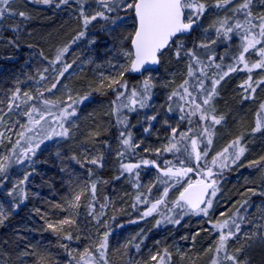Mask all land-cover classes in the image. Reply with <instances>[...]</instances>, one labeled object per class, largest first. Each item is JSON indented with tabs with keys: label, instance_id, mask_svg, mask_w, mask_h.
<instances>
[{
	"label": "trees",
	"instance_id": "trees-1",
	"mask_svg": "<svg viewBox=\"0 0 264 264\" xmlns=\"http://www.w3.org/2000/svg\"><path fill=\"white\" fill-rule=\"evenodd\" d=\"M78 1L83 2V0H69L67 4L60 3V0H52L50 4H43L39 1L37 4L29 2V7L24 10L26 17L19 16L12 24L13 29L6 27L0 30V116L4 117L2 123H5V126L10 125L13 118L12 113L9 114V104L12 103L13 93L17 89L22 91L26 81L31 86L29 88L31 92L32 88H36L28 112L35 106L39 109L37 115L39 117L41 113L44 115L42 121L45 123L49 118L48 111L59 112L69 104L75 108V115L69 117L64 123V127L69 129L68 136L55 137L45 143L34 155L32 152L24 155L22 145L26 142V138H31L30 132L24 128V137L21 140L17 139L21 142L17 144L15 140L12 147H9V160L5 161L8 167L4 177H0V180L12 187L10 191L0 192V195L4 196L10 205L6 212L7 219L0 224V264H84L80 259V254L85 248L95 251L96 245L105 232L109 233L106 250L107 264H150L154 253L162 251L161 255H166L165 249L169 247L167 239L164 238V230H167L164 229V222L159 220L160 223L157 224V220L154 222L143 216L146 207L136 206L138 203L136 197L141 193L136 195L131 192L145 178L146 174L140 176L142 172L154 170L157 175L160 174V167L156 165L160 166L163 154L157 151V145L153 147L151 145L154 143L149 144L153 141L154 135H157L156 127L149 126V123L144 120L141 123L139 119L130 116L131 114L126 115V120L130 125L138 124L133 130V136L135 135L140 146L135 150L134 155L126 149L120 152L122 136H119L118 124L114 122L112 113L107 108L109 103L115 102L118 91L145 92L141 82L142 77H137L131 71L125 72L122 78V81L127 82L126 90L119 89L118 86L113 88L106 86L109 83L106 77L121 79L118 73L130 67V57L125 59L117 51L113 53L106 51L105 41L115 20L126 16L134 18L133 11L123 10L122 7L116 8L113 12L105 10L108 19L98 17L85 28L83 17L78 15V18H74L75 15L72 13ZM200 2L206 5L204 12L210 11L217 3L216 0H200ZM240 15L245 16L244 13ZM135 28L134 23L129 32V38L123 46L128 53L131 51L130 43ZM197 31L198 28L190 36L177 37L168 49L182 41L185 46L184 53L191 50L198 58H213L209 53L213 49L207 50L200 45ZM80 32H84L85 35L76 39ZM89 37L94 40L89 42L85 48L80 49ZM216 40L218 41H215L214 51L217 61L223 60L218 69L219 74H222L225 66L238 55L226 57V51L218 50L222 47L218 46L220 38ZM226 42L225 38L224 43ZM65 47L68 49L67 52L63 54L60 61L53 63L57 53ZM165 52L166 50L161 53L159 68L150 73L176 75L180 72L176 62L165 68ZM190 56L193 58L191 54H187V57ZM35 58L39 60L35 61ZM10 59L12 62H9ZM79 61L86 62L85 67L80 71L70 77L67 74L64 76L65 73L63 76L59 75V72L63 71L66 66L73 67L74 63ZM28 62H30L29 68ZM235 64L236 62L232 66ZM259 70L260 74L256 82L264 79V69ZM19 74L27 75L25 82L18 77ZM41 75L45 77L43 80L40 79ZM218 75L213 76L212 79H216ZM102 81L104 87H101ZM244 81L245 78L241 75L224 78L218 85L220 87L224 83L221 90L224 98H218L215 105L219 117H224L223 131L224 129L227 131L228 141L238 138L246 141L251 132L246 128H252L253 132L257 121H260L261 129L253 132L256 135L251 142L252 146L254 143L253 151L250 150V155H252L250 157L259 160L264 156V110L261 109V105L264 104V83L258 86L263 90L255 98L258 102L252 104L249 95L244 93L245 88L240 87ZM3 82H6L5 85ZM167 82L169 87L165 86V88L173 97L169 106L170 115L173 118L177 115L175 111L177 107L173 106L176 103V95L173 93H176L182 84L177 85L174 90L172 88L174 84H170L168 80ZM53 83L57 85L51 90L53 92L51 94L46 89L50 88ZM59 85H62L65 91H69V94L59 90ZM42 89L45 90L43 96L40 97L39 94L42 92L39 91ZM146 93H149V89ZM85 96L86 99L80 100ZM44 100L52 103L45 105ZM73 100H80V102L73 104ZM17 103L18 99L12 103V108ZM132 105L134 104H130ZM190 108L183 115L185 120L181 127H184L183 124L187 125L189 116H192ZM205 125L206 122L203 127ZM140 127L148 134L144 140L137 136L136 130ZM210 127H206L207 132ZM203 131L205 139V129ZM34 135L40 137L42 133L37 130ZM175 136L176 133L173 137ZM203 143L202 151H199L201 159L206 158L204 153L210 148L205 140ZM184 147L189 155L185 153ZM113 148L118 150L116 156L108 154ZM180 148L183 153L177 156L179 162L186 165L189 163L191 167V146L186 143ZM140 155H144L148 161H155V164L140 166L126 175L119 173L121 165L137 164L136 160ZM100 157L103 158L102 167L90 163L93 158ZM17 160L20 163H16ZM260 165L264 167V161ZM225 174H229L228 171ZM25 176H27L26 180ZM12 178L18 179L16 185H12L9 181ZM189 178L195 181L204 176L199 178L192 174ZM242 178H246V173H241L238 177L231 176L230 187H232L231 192L235 199L244 196V184L240 181ZM160 179L150 181V194L147 200L154 202L160 199L165 189ZM20 181L24 183L20 184ZM93 184H95V198L92 192ZM17 185L19 187H16ZM14 188H16L15 191H13ZM20 188H23L26 193V199H21L17 195ZM76 195H80V200L78 206L74 207L69 202L74 201ZM172 207L162 205V214L168 211L173 216L172 220L179 219L181 222V210ZM65 219L72 222L60 225L59 221ZM49 223L53 224L54 228H49ZM177 224L171 222L170 227L179 226ZM182 231L186 233L187 238L199 231L198 235H194L197 236L195 244L183 242L179 248L181 250L174 249L169 252L173 258L168 264H207L210 259L205 257L204 241L208 235L206 231L203 228H182ZM176 234L181 236L184 233L178 230ZM69 236L71 239L68 238ZM201 257L203 258L200 260Z\"/></svg>",
	"mask_w": 264,
	"mask_h": 264
},
{
	"label": "rangeland",
	"instance_id": "rangeland-1",
	"mask_svg": "<svg viewBox=\"0 0 264 264\" xmlns=\"http://www.w3.org/2000/svg\"><path fill=\"white\" fill-rule=\"evenodd\" d=\"M39 0H14V3L10 5L15 12L12 14H7L3 19H0V30L2 28L12 27V24L14 21H16L19 17V15L15 14L16 12H25L24 10L29 7V2L36 3ZM217 2V0H216ZM241 3H243V0H232V3L223 7H213L208 12H203L202 15H193L192 18L196 17V20L199 23L198 26V33L197 36L200 40V45H206L207 50L213 49V51L209 52L211 53V56L213 58L209 59H202L199 58V63L196 62V59L193 57H187V55L181 51V55L177 57L175 55V52L177 50V45L182 43L183 49L185 48L184 43L182 41H179L174 45L173 48L166 50L165 52V68L168 67L169 64H172L173 62L177 63V66L179 67L180 72L176 75L165 73V75H161V73H150L148 72L142 77V83L144 85V82L147 80L149 82V93L146 92H139L138 95L132 99L135 100H142L145 96L148 97V99L145 101L146 106L144 108L139 107V103H135L134 105L130 107H125L124 105H130L132 103V99H129L131 97L132 91L125 92L124 95L120 96L118 98V94L116 96L115 102L109 103L107 108L109 112L112 113V118H114V122L118 124V133L121 137V133H124L125 135L121 137V143L119 148H121L119 151L122 152V150H130L132 155H134L135 150L139 148L140 143L138 140L135 139V135L133 136V130H135V127L137 125H130L129 121H125V123L121 124L120 121L125 119L126 115L131 114L130 116H133L136 119H139V121L142 123L144 122L149 123V126L156 127L157 135H154V139L152 142H149V144L154 143L153 147H156L157 151H161L162 161L160 163V174H156L154 170L152 171H144L140 174H146L145 178L140 181L136 188L132 189V194H140L138 195L140 199L138 200V203H136V206H145V211L151 206L152 203L151 200H147L149 194H150V181L157 180L161 178L162 181H167V184L163 183L165 185V188H168V194L166 197H163V193L160 196V198L163 197L164 203L158 205L156 211H154L151 215L146 216L148 220H152L155 222V220L161 222H164L165 228L167 230L165 231L164 238L167 239V244L169 245L167 252H172L174 249H179L183 242H193L192 244H195L196 237L194 235H198V232H194L190 235V239L186 237V233L182 231V228H203L207 235V239H205V257L206 259H210L207 264H212V259L216 258L220 260V264H231L230 261H225L223 259L225 252H221L220 255L217 257L216 253L214 251L216 242L218 240V236L220 234L218 229L213 228V224L216 221H223L228 218H234L236 220V223L240 225V231L236 233V235L228 241L227 245V254H235L237 249H240V252L238 253V258L240 260H247V264H264V195H261L260 193L264 192V167L261 165H253V161H257V159H252L250 156V150L253 151V146L251 145L252 140H254L255 133L252 132V128H246L250 129L249 137L246 141H243L239 139L240 145L245 147L246 151L244 155L240 158L239 161H237L235 164H232L230 161H227L229 166L226 167V170L221 169L219 166V162L222 157H217V154L220 152H223L225 148H228V146L232 143V139L229 141L227 140V131L224 129L223 131V121L220 124H213L210 120H203L201 119V111L196 110L195 105L200 104L202 105V108L205 112H208L209 115H216L219 117V114L217 112L216 108V101L218 98L223 97L224 93L221 92L222 90V83L220 87L217 85V92L218 95L214 96L213 100L211 101L210 105H203L202 101L206 95V93L203 92L198 87L199 81L203 80L205 84V88L211 87V79L213 76L218 75L220 72L218 71V68H216L217 64H221L223 60L216 59V53H215V41L217 38H220L219 45L222 46L218 50L222 52H227L226 57H230V55H238L241 52L242 46H243V35L244 30L243 28H236L235 25L237 23H240L241 25H244L245 23V16H241L243 12H235L234 9L237 8ZM76 4V3H75ZM124 10L125 8L122 7ZM81 10H83V13L85 15H88L89 17L94 15L96 12L99 11H105V9L100 4L99 0H83L78 1L77 5H75V9L72 10V13L75 15L74 18H78V15H81ZM125 10H131V9H125ZM252 12H255L254 15L264 13V0H253V4L251 6ZM186 17L189 18L190 15H192L191 9H186ZM82 16V15H81ZM124 17V16H123ZM226 21V23H224ZM135 23L134 18H130L129 16H126L124 18H120L118 20H115L114 26L112 27V30L108 34V38L105 41V48L106 51L112 52L117 51L118 54L122 58H127L128 56L125 55V53H128V50H124L123 46L126 43V41L129 38V32L132 29L133 24ZM223 24V27L221 26ZM231 27L233 30L230 33L225 34L224 29ZM238 35V36H237ZM226 38L227 42L224 43V39ZM94 39L92 37H89L86 43L82 44L80 49L85 48L89 42H92ZM10 44V43H9ZM11 45V44H10ZM203 47V46H202ZM260 45L257 46L259 48ZM218 48V47H217ZM205 49V50H206ZM6 50V49H5ZM107 52V53H108ZM131 52V51H130ZM245 60L247 61L249 67L253 63H255L257 60L260 59L258 51L250 50L249 52L245 53ZM116 56V54L114 55ZM198 57V56H196ZM237 58V57H236ZM90 59V58H89ZM39 60L38 58H35V61ZM41 61V59H40ZM45 61V60H44ZM9 62H12L10 59ZM236 64L234 67H237L238 70L235 72L230 73L227 78H230L232 76H242L245 78V81L248 80L249 76L252 78V87L255 89H258L259 87L256 84V78L260 74L259 68L252 69L251 72H248L244 68L243 63H237V59L233 58L232 61L228 63V65H232L233 63ZM28 62V68H29ZM48 63V62H47ZM84 61L75 62L73 67H68V70L64 72V76L67 74L68 77L74 75L76 72L80 71L85 66ZM180 65V66H179ZM189 65L192 67L193 75H189ZM228 65L225 66L224 71H227ZM200 69H203V72L200 71ZM26 74H27V68H26ZM21 76L20 74L18 77L23 80L27 79V75ZM225 77V78H226ZM170 78V79H169ZM211 78V79H210ZM171 82L173 89L177 87V85H184L185 80L188 81V84L185 85L187 88V92L184 91L183 88H180L176 93V103L173 105L176 108V116L172 118L171 112L169 111V106L171 104V101L173 100L172 95L167 92V89L165 86H168V82ZM6 82H3L5 85ZM29 83L25 82V87L22 91H20L18 99V103L15 107L12 108L11 111H9V114L12 113L11 117L13 118L10 122L9 126H5V123H0V133H3V136H0V158H3L4 156H8V150L9 147H12L13 141L21 140V136L19 135L21 132H23V129L25 128L29 134H31V142H29V138H26V142L24 145H22V151L23 154L25 151L29 148H34L35 153L39 151V149L42 148V146L49 142L51 139L55 137H59V135H56L55 133L62 132L63 128H65V121L66 119H61V113L62 111L56 112V111H48L47 115H49L48 121L45 123L44 121L40 120L39 116L37 115V112H33V118L34 120H40L38 124H33L29 121L28 116L24 115V113L28 112V108H30L31 99L28 100L23 94L28 93L30 96H34L36 88H32V92L29 90L31 87L28 85ZM166 84V85H165ZM263 84V83H262ZM261 84V85H262ZM57 85V84H56ZM51 88V87H50ZM45 89H42L39 92L44 91ZM59 90L65 92V94H69V91H65L63 89L62 85H59ZM245 90V89H244ZM145 91V90H144ZM263 90L259 88L257 91L252 92L251 89L245 90L244 93L249 95L250 102L252 104H255L258 102V100L255 98L259 94V92H262ZM51 92V91H48ZM257 92V93H256ZM53 92H51L52 94ZM190 94V95H189ZM171 97V99L169 98ZM224 98V97H223ZM26 101V102H22ZM192 110V116H189V122L186 123L187 125H184V127H181L183 121L185 118H183L185 115L186 110L189 108ZM210 109H214L215 111L212 112ZM129 112V113H128ZM194 113V114H193ZM8 114V115H9ZM189 114V112H187ZM200 115V117H199ZM129 116V117H130ZM139 116V117H138ZM155 116V119H151V117ZM71 122V120H70ZM69 122V123H70ZM138 122V121H137ZM204 122H206L205 127ZM61 124H63V128L61 127ZM157 125V126H156ZM211 126V127H210ZM206 127H210L208 132H206L205 139L203 138L204 129ZM142 127L138 128L136 130L137 136L141 137L142 140L148 137V134L144 132V130L141 129ZM225 128V124H224ZM173 129H175L176 136L173 137ZM40 130L42 135L36 136V131ZM260 131V130H259ZM193 133V134H191ZM209 133L211 134L210 139L211 143H208L209 139ZM131 135V143L133 145H138V147L129 148L122 144V140L126 138L128 135ZM48 137L45 139V137ZM64 136H60L62 138ZM25 139V138H24ZM43 141V143H40L39 148H35V145ZM61 140V139H60ZM196 140V148L198 151H202L201 147L203 146V140L207 143V145H210L209 150L207 151L206 158L201 159L200 161L195 160L194 153H192L191 149V161L192 163L191 168L193 169H199L202 170L204 174L207 173L208 168L211 167L213 176L209 179L216 180L217 187L219 191L217 192L216 196L212 198L213 204L212 208L209 209V215L204 216L203 214L195 215V214H187L183 215L182 218L180 216L181 222H179V226L177 227H170V219L172 220L173 216L167 213L162 214V205L165 207H171L173 205V201L176 200V198L179 196V193L181 189L184 187L185 184H187L188 180H190V176L192 174H195V171L192 173H189L186 177H183L181 179L180 184H175V178H169L164 176L162 169H167L168 167L180 168V167H189V163L186 165L185 163L182 164L179 162L177 156L183 153L182 144H188L192 148L191 141ZM21 142V141H19ZM144 143V142H143ZM175 145V149L173 151H165V149L171 145ZM125 146V147H124ZM124 147V148H123ZM147 147V146H145ZM255 148V147H254ZM165 151V153H163ZM184 151L187 155L188 150L186 147H184ZM117 148H113L108 154H114L117 155ZM232 152V149L229 148V153ZM29 153V152H28ZM173 154V155H172ZM25 155V154H24ZM176 155V156H175ZM217 158V164L215 166L212 165L213 158ZM257 158V157H256ZM142 160H146L144 155H140L139 158L136 160L140 164V166H146L141 163ZM170 162V163H167ZM249 169V170H248ZM135 170V169H133ZM255 170V171H254ZM226 171H228L229 174H225ZM251 172V173H250ZM119 173L121 174H127L129 172H126L121 167L119 169ZM245 174L246 178H242L240 181L244 184V196L238 199H235V196L232 195V187H230V180L231 176L238 177L239 174ZM222 174V176H221ZM160 175V177H158ZM197 176V175H196ZM199 178L203 176H197ZM18 179H10L9 181L12 183V185L17 184ZM8 182V181H7ZM174 185V186H173ZM12 188L8 183L3 182L0 185V192H4V190H9ZM144 189H146L144 191ZM243 190V191H244ZM251 190V191H250ZM253 191L255 194H253ZM145 193V194H144ZM235 199V200H234ZM144 201H147L145 203ZM235 201L234 203H232ZM247 201V203H245ZM234 204V205H232ZM10 208L8 200L0 195V210H3L5 213L8 212L7 210ZM238 210V211H237ZM144 211V212H145ZM143 212V213H144ZM221 213H224V215H221ZM242 216V217H240ZM169 218V219H166ZM183 220V221H182ZM151 221V222H152ZM211 221L212 223H209ZM177 224V225H178ZM193 224V225H192ZM234 225H232L231 221L229 222V225L223 229L225 233H227L229 230L234 231ZM169 228V229H168ZM180 230L181 233H184L181 236H177L176 232ZM168 233V234H167ZM185 236V237H184ZM192 237H195L193 239ZM192 238V239H191ZM165 243V241H164ZM166 244V243H165ZM209 249H212V251H208ZM208 252V253H207ZM159 253L161 255L162 251H157L153 255H156ZM171 254V253H170ZM152 255V256H153ZM165 256L166 264L170 261V259L173 258V255L171 254L170 257L167 255H161ZM203 257L200 258V260ZM159 259V257H158ZM172 261V260H171ZM83 263L86 264V260H83ZM150 264H157V261L151 260Z\"/></svg>",
	"mask_w": 264,
	"mask_h": 264
},
{
	"label": "snow or ice",
	"instance_id": "snow-or-ice-1",
	"mask_svg": "<svg viewBox=\"0 0 264 264\" xmlns=\"http://www.w3.org/2000/svg\"><path fill=\"white\" fill-rule=\"evenodd\" d=\"M39 2L43 4H50L52 3V0H39ZM69 0H60V3L67 4ZM102 7L107 12H113L116 10V8L123 7L125 9H131L136 18V24L137 27L135 29L133 38H132V45H133V51L130 53H125L126 56L130 57V67L124 68L123 71H120L118 73L119 77L121 79H116L115 77H106L109 81V83L106 85L108 88H113L114 86H118L119 89L126 90L128 85L126 81H122V78L124 76V73L127 71H140L143 66L149 62L151 63H158V53L161 52L162 49L165 47L170 46V41L173 40V38H176L178 34L186 33L190 31L193 27V24L196 23V20L192 18L193 15H202L206 5L204 3H201L200 0H99ZM14 3V0H0V19H3L5 15L12 14L15 12V10L10 7V5ZM232 3V0H217L216 7H223L226 5H229ZM253 4V0H243V3H241L237 8L234 9L235 12H243L245 15V23L244 25H241L240 23H237L235 25L236 28H243L244 35H243V46L241 49V52L239 56L236 58L237 63H243L244 68L251 72L254 68L264 69V13H260L257 15H254L251 6ZM191 9L192 15L189 16L188 22H185V10ZM15 14L26 17L25 12H16ZM81 15L83 17V24L85 28L94 20H96L98 17L108 19V17L105 15V11H99L96 12L92 16L85 15L83 13V10H81ZM226 23V21L224 22ZM223 27V24L221 25ZM232 28L228 27L225 28V34L232 32ZM85 35L84 32H80L79 35L76 37V39H79L80 37H83ZM260 45L259 48L257 46ZM203 47H206V45H201ZM67 47L61 49L55 58V61L53 63H56L61 60L63 54L67 52ZM183 50V44L180 43L177 45V50L175 52V55L179 57L181 55V51ZM250 50L258 51L260 59L257 60L255 63L249 67L247 61L245 60V53L249 52ZM191 54L195 59L196 62L199 63V58L195 56V53L189 50V52L185 53ZM69 66H66L63 71L59 72L60 76H63L64 72L68 70ZM221 66L219 64L216 65V68H220ZM238 68L234 67L232 65H228L227 71L222 72V74H219L216 79L211 80V87L205 88V84L203 80L199 81L198 87L203 90L204 93H206L202 104L203 105H210L211 101L213 100L214 96L218 95L217 92V85L220 84V82L228 76L230 73L237 71ZM47 71V69H45ZM201 72H203V69H200ZM189 75H193L192 67L189 65ZM45 77L41 75L40 79L43 80ZM59 81L57 80V83ZM264 83V79L257 81L256 84L259 86L260 84ZM188 84V81L185 80L184 85H181V88L184 89L185 92H187V88L185 85ZM103 81L101 83V87H104ZM56 87V83H53L51 85V88L46 89V91H51L53 88ZM240 87L245 88L247 91L248 89H251L252 92H255V88L252 87V78L249 76L248 80L244 81L243 84L240 85ZM149 89V82L146 80L144 82V90L147 92ZM99 90V89H97ZM115 90V89H114ZM20 90L17 89L15 93H13L12 96V103L16 101V99L19 97ZM28 100L32 99L33 97L30 96L27 92L23 94ZM124 95V91H118V98L120 96ZM138 93L133 90L131 97L129 99H132L136 97ZM173 95H177V93H173ZM190 95V94H189ZM40 97L43 96V93L39 94ZM39 98V97H37ZM87 97H82V99H86ZM171 99V97H169ZM69 99L72 100V97L69 96ZM148 99L147 96H145L142 100H135L132 99V103H139L140 108H144L146 106L145 101ZM80 100H73V104H77L80 102ZM26 102V101H22ZM12 103L9 104V111L12 110ZM43 103L45 105H48L52 102L48 100H44ZM18 106V105H17ZM125 107H130V105H124ZM196 110L201 111V119L203 120H210L213 124H220L222 120L224 119L223 116L217 117L216 115H209L208 112H205L202 108V105L196 104L195 105ZM71 109V111H69ZM261 109L264 110V104L261 105ZM169 111H171V108H169ZM210 111L214 112V109H210ZM33 112H39V109H37L35 106L31 109L30 112L24 113V115L28 116L29 121L33 124H38L40 120L44 119V115L40 114V120H34L32 113ZM194 114V113H193ZM75 115V108L72 107V104H69L67 107H65L62 110L61 113V119H66L68 117H71ZM126 117L124 120H121L120 123L123 124L126 121ZM151 119H155V116L151 117ZM4 117L0 116V122H3ZM61 127L63 128V124H61ZM261 129V123L258 120L256 127L253 129V132L259 131ZM205 132H207V129H205ZM173 133H175V129H173ZM59 136H68L69 135V129L63 128L62 132L55 133ZM3 133H0V136H3ZM21 138L24 137L25 133L21 132L19 134ZM125 134L121 133V136L123 137ZM211 134L209 133V139L208 143H211L210 139ZM48 137L46 136L45 139ZM29 142H31V138H29ZM19 144V141L16 142ZM40 143H43L41 140L35 145V148H39ZM122 144L129 147L134 148L138 147V145H133L131 143V135L129 134L126 138L122 140ZM192 144V153H194L195 160L200 161L201 160V153L196 148V140L191 141ZM175 145H171L165 149V151H173L175 149ZM229 148L232 149V152L229 153ZM246 149L245 147L240 145L239 138L237 140L232 141V143L228 146V148H225L223 152H220L217 154V157H222L223 159L220 160L219 166L221 169L226 168L229 166L227 161H230L232 164H235L237 161L240 160V158L244 155ZM28 152H32L33 155L35 154L34 148H29L25 151V155H27ZM120 155H123V153H120ZM191 155V154H190ZM204 155H207V151H205ZM102 157L100 158H93L90 163L98 166H103L102 164ZM9 157L4 156L3 158H0V177H4L5 171L8 167V164L5 163V161H8ZM264 161V156L260 157L259 160L253 161V165H260L261 162ZM16 163H20L19 160L16 161ZM142 164L147 165L149 163L155 164V161H148V160H142ZM170 163V162H167ZM212 165L215 166L217 164V158L214 157L212 160ZM159 167L158 165H156ZM124 171L131 173L133 169L139 168L140 164H123L121 165ZM164 174V176L171 178H175V184H180L181 179L183 177H186L189 173H192L195 171V174L197 176H204L203 179H197L195 181L188 180L187 186L183 188V191L179 193V196L176 198L175 201H173L174 209H180L181 210V218L183 215L187 214H203L204 216L209 215V209L212 208L213 200L212 198L216 196L217 192L219 191L217 187L216 180H209L208 178L213 176V172L211 167L208 168L207 173L204 174L202 170L193 169L191 167H180L173 169L172 167H168L167 169L161 170ZM138 175V173L136 174ZM6 178V177H5ZM27 179V176H25V180ZM3 181L0 180V183ZM163 183L167 184V181H162ZM24 181H20V184H23ZM174 186V185H173ZM16 187H19L17 185ZM16 188L13 189L15 191ZM251 191V190H250ZM92 192H93V198L95 193V184L92 185ZM11 195V193H9ZM168 194V188L166 187L164 189L163 197H166ZM253 194L255 192L253 191ZM261 195H264V192L260 193ZM17 195L21 199H26V193L24 192L23 188L19 189V192ZM163 197L160 199H157L155 203H152L151 206L143 213V216H149L154 211H156L158 205L164 203ZM137 200L140 199L139 196L136 197ZM80 200V195H76L74 201H70L69 203L72 206H78V202ZM147 203V201H144ZM247 203V201H245ZM18 206V205H17ZM56 207H60V205H56ZM238 211V210H237ZM221 215H224V213H221ZM7 219V214L0 210V224H3L4 221ZM166 219H169L166 217ZM231 221L232 225H234V231L229 230L227 233L223 231L225 227L229 225V222ZM72 221H69L67 219L59 221L60 225L71 223ZM172 223H179V219L171 220ZM160 221H157V224H159ZM209 223H212L209 221ZM49 228H54V225L49 223ZM214 229H218L220 234L218 236V240L216 242L215 246V253L218 257L220 253L223 251L226 254L224 255L223 259L225 261H230L231 264H247V260H240L238 258V253L240 252V249L236 250L235 254H227V245L228 241L232 239L236 233L240 231V225L236 223V220L234 218H228L221 221H216L213 224ZM108 232H105L103 234V238L99 241V243L96 245V250L92 251L89 248H85L83 253L80 254L81 260H86V264H107V257H106V250L108 247ZM71 239V236L68 237ZM264 238V237H262ZM195 239V237H193ZM137 248L139 246L137 245ZM208 251H212V249H209ZM98 254V256H97ZM165 254L170 257V253L167 252V249H165ZM159 257V259H158ZM151 260L157 261V264H166L165 256H161L159 253L156 255H153L151 257ZM212 264H220V260L213 258Z\"/></svg>",
	"mask_w": 264,
	"mask_h": 264
},
{
	"label": "water",
	"instance_id": "water-1",
	"mask_svg": "<svg viewBox=\"0 0 264 264\" xmlns=\"http://www.w3.org/2000/svg\"><path fill=\"white\" fill-rule=\"evenodd\" d=\"M133 15H134V17H135L134 12H133ZM135 20H136V18H135ZM185 22H186V23L188 22V20H186V15H185ZM197 26H198V21L196 20V23L193 24V27H192V29H191L190 31H188V32H186V33L178 34V36L183 35V36L187 37V36L192 35V34L195 32ZM136 27H137V24H136ZM133 35H134V34H133ZM178 36H177V37H178ZM132 38H133V37H132ZM174 40H175V38H173V40L170 41V44H171ZM131 41H132V39H131ZM130 47H131V50L133 51V45H132V43H130ZM168 47H169V46H168ZM168 47H165L164 49H162L161 52L165 51ZM161 52H160V53H161ZM160 53H158V61H159L158 63H151V62H149V63L145 64V65L143 66V68H141L140 71H131V72H132L134 75H136L137 77H141V76H142L143 74H145L146 72H149V71H153V70L158 69V67H159V65H160ZM186 186H187V185H186ZM186 186H185V187H186ZM181 191H183V189H182Z\"/></svg>",
	"mask_w": 264,
	"mask_h": 264
}]
</instances>
